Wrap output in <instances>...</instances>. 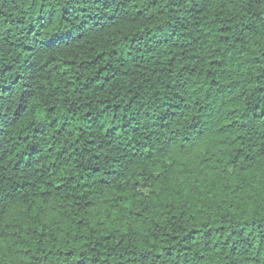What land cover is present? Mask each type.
Returning a JSON list of instances; mask_svg holds the SVG:
<instances>
[{
    "label": "trees",
    "instance_id": "trees-1",
    "mask_svg": "<svg viewBox=\"0 0 264 264\" xmlns=\"http://www.w3.org/2000/svg\"><path fill=\"white\" fill-rule=\"evenodd\" d=\"M0 264H264V0H0Z\"/></svg>",
    "mask_w": 264,
    "mask_h": 264
}]
</instances>
